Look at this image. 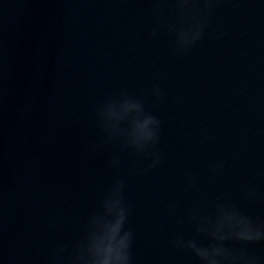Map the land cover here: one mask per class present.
I'll return each mask as SVG.
<instances>
[{
  "label": "clouds",
  "instance_id": "1",
  "mask_svg": "<svg viewBox=\"0 0 264 264\" xmlns=\"http://www.w3.org/2000/svg\"><path fill=\"white\" fill-rule=\"evenodd\" d=\"M152 2L158 23L150 35L155 37L160 28L165 29L174 38V51L181 55L203 39L219 0ZM166 8L175 13V22L167 21ZM151 94L156 100L163 98L158 86L152 87ZM95 125L104 139L100 144L86 143L87 150L96 152L104 144H115L120 152H130L145 161V166L139 170L141 174L162 165L163 156L159 148L161 120L147 109L142 95L122 91L105 99L96 110ZM120 163L118 156L106 161V167L117 174L100 200L99 210L87 217L75 245L70 250L65 244L58 245L48 264H65V260L66 264H133L135 234L128 227L131 205L125 195L126 182L119 175ZM222 167V163H213L209 173L216 175ZM197 182L196 176H186L187 189L193 188ZM245 198L251 203L258 199L253 190H247ZM168 209L175 214L176 202L169 203ZM185 222L190 224L194 235L185 238L175 234L169 243L175 249L190 253L198 264H264V259L248 250L250 246L264 245V220L243 211L237 203L218 199L212 204L210 213L200 207H192L186 216L177 217L178 226Z\"/></svg>",
  "mask_w": 264,
  "mask_h": 264
},
{
  "label": "water",
  "instance_id": "2",
  "mask_svg": "<svg viewBox=\"0 0 264 264\" xmlns=\"http://www.w3.org/2000/svg\"><path fill=\"white\" fill-rule=\"evenodd\" d=\"M187 54L240 207L264 220V0H219L203 39ZM247 190L256 193L255 203L245 198ZM251 250L264 259V245Z\"/></svg>",
  "mask_w": 264,
  "mask_h": 264
}]
</instances>
